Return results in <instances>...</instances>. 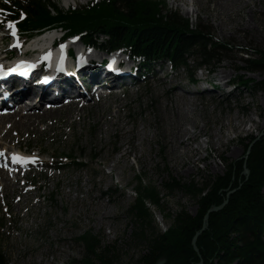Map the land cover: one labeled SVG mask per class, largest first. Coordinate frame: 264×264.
<instances>
[{
	"label": "rangeland",
	"instance_id": "374dc122",
	"mask_svg": "<svg viewBox=\"0 0 264 264\" xmlns=\"http://www.w3.org/2000/svg\"><path fill=\"white\" fill-rule=\"evenodd\" d=\"M8 1L0 0V10ZM89 1L52 3L66 10L69 4L79 7ZM158 1L164 2L165 12L179 13L193 28L200 24L208 28L219 44H230V51L211 72L204 67L196 71L201 62L196 57L174 71L165 60L143 82L118 96L54 109L49 115L42 106V111L29 110L27 114L38 116L30 127L22 128L15 118L5 122L0 130V148L20 149L32 154L33 159L40 152L42 161L55 166L58 158L81 159L80 166L65 160L66 166L59 170L53 166L31 168L25 179L32 183V192H25L23 174L13 181V175L8 177L0 170V184L6 183L3 191L2 185L0 188V250L9 264L83 261L87 249L81 237L86 234L98 238L103 248L112 247L109 256L115 264H139L144 249L133 239L136 226L128 213L137 199L138 187L154 188L160 194L162 208L148 207L163 233L172 228L169 216L185 211L197 217L200 210L191 195L165 188L170 179L202 185L225 178L229 168L223 161L234 164L247 159L246 144L264 137V93L239 85L241 80L252 85L263 80L262 75L246 70L247 56L243 54L256 57L264 50V0H233V4ZM194 72L196 81L219 84L220 92H196L188 84ZM228 83L234 86L233 91ZM174 87L189 98L188 104L178 99L187 114L182 129L197 137L185 144L176 142L174 150H167V132L171 129L162 120L168 114L164 111L170 109L165 105L172 104ZM118 118L128 132L125 135L112 125ZM138 130L141 135L135 137ZM124 151L129 152L126 161L121 158ZM206 222L205 218L203 227ZM197 234L200 232L191 244L198 253Z\"/></svg>",
	"mask_w": 264,
	"mask_h": 264
},
{
	"label": "trees",
	"instance_id": "16d2710c",
	"mask_svg": "<svg viewBox=\"0 0 264 264\" xmlns=\"http://www.w3.org/2000/svg\"><path fill=\"white\" fill-rule=\"evenodd\" d=\"M163 3L100 0L85 7L60 10L52 0H15L11 12L15 19L20 11L26 13L25 21L20 24L26 32L61 27L68 35H80L86 44L106 50L124 49L144 67L166 59L181 68L187 66L191 57H196L201 60L196 71L204 67L211 72L221 56L230 51V44H219L208 28L201 24L193 28L177 12H165ZM101 37L103 40H98ZM243 55L247 56L246 70L262 75L263 80L253 85L241 80L239 85L264 93V50L256 57ZM195 72L190 74L191 81H196ZM246 153L247 159L239 163L223 161L229 168L225 178L202 185L170 179L165 188L191 195L197 199L200 210L197 217L185 211L169 216L172 228L163 233L148 207L150 204L158 210L162 208L160 194L154 188L138 187L137 199L128 213L136 226L133 239L144 249L139 264H159L164 260V264H264V137L250 140ZM70 157L73 164L81 165L80 158ZM245 170L249 171L248 176ZM226 200L221 210L209 212ZM206 216L207 227L201 232ZM198 232L197 253L191 240ZM81 239L87 249L86 257L70 264H95V261L115 264L109 256L112 247L103 248L101 241L91 234ZM0 264H9L1 250Z\"/></svg>",
	"mask_w": 264,
	"mask_h": 264
},
{
	"label": "bare ground",
	"instance_id": "6f19581e",
	"mask_svg": "<svg viewBox=\"0 0 264 264\" xmlns=\"http://www.w3.org/2000/svg\"><path fill=\"white\" fill-rule=\"evenodd\" d=\"M85 1V0H84ZM215 3H220L222 1L225 2H232L233 0H212ZM233 4V2H232ZM49 34H46V37L51 36ZM97 62H99L97 59L95 58H90L87 59L85 61H82L79 63V68L77 70L78 74L81 77H86L91 71H93L92 76H97V75H101V77L104 76H108L109 74H107V72L102 69L99 68L97 65ZM103 73V74H102ZM129 68H126L123 76L119 79V83H122L123 85H127L125 84L126 79L129 77ZM156 77V76H155ZM159 79V76L158 78ZM139 83H137L136 85L132 86V87H126L124 89V92H128L129 89L137 86ZM78 84L76 82H74L72 80V78H68L64 81V85H61L59 87L58 93L53 95L52 92L46 91V92H42L41 90H37V91H33V92H28V91H15L11 93V98L4 102V107L7 108L6 109V113L4 115H2V117H0V130L2 129V126H4L5 122L11 121L13 118H15L20 124L22 128L25 127H30V126H34L36 123V118L38 117L36 114H27L28 112H30L29 110L33 111H42L41 109V104L39 105V103L41 102L42 98H45V100H51V99H57L60 100L61 97L60 95L64 96V97H68L67 95H71L74 90L78 91ZM171 90H173V93L171 94L172 96L170 97V100H172V104L168 103L165 106H169L170 109H166L164 112H168L167 117L163 116V122L164 125L168 128L171 129L170 132H167V138H166V146H167V150L173 149L175 148L174 143H180V144H185L186 142L192 141L194 138L197 137V134L195 133H188L187 131H185L184 129H182L183 125H181L182 121L185 120L187 114L181 109V107L179 106L178 103V99H181V101L183 102V104H188L189 102V98L188 96L184 95L180 89H177L176 87L171 88ZM55 98H53V96H56ZM33 97L38 98L39 102L37 101V106L34 104H27V101H32ZM78 99H84L86 102L91 100V99H86L85 96H79L77 99H75V101L70 105L75 106L77 105ZM32 103V102H31ZM9 105H13L11 108H9ZM23 105H25L23 107ZM59 103H56V107L54 109H59V108H64L65 106H59ZM17 106V110H15V107ZM68 106V107H70ZM25 109H27V112H23ZM54 109H50V110H44V111H49V112H45L42 114L45 115H49L51 111H53ZM163 112V114H164ZM13 113V114H11ZM10 114V115H9ZM9 115V116H7ZM189 117V116H188ZM192 124H195V121H192ZM113 127L115 130H118L121 132L122 135L127 134V130L125 128V126L122 124L121 118H118L113 124ZM196 126V125H194ZM5 135V132H4ZM141 135L139 130L138 132L134 135L135 137ZM187 138V139H186ZM142 141L145 142L146 141V134L143 133L142 134ZM6 149H3V151H5ZM15 151H19L18 154H22V156H28V154L25 155V153H22L20 151V149H15ZM129 154L128 151H124L121 154V158H124V160L126 161L125 157ZM30 158V157H29ZM28 158V159H29ZM11 159L13 162H16L18 160L17 156H11ZM31 159V158H30ZM30 163V162H29ZM1 164V162H0ZM27 163H23L21 166L25 167ZM118 164V161H116V165ZM1 173V172H0ZM7 173V172H6ZM20 172H18L15 176V178L17 179L18 176H20ZM27 174L23 175L22 177L25 178ZM6 178L7 175H6ZM20 178V177H19ZM15 179V181H16ZM9 180V179H8ZM1 181V179H0ZM0 185H2V191H3V186L5 187L6 183H1ZM11 184H8L6 187L10 186ZM26 185V183H25Z\"/></svg>",
	"mask_w": 264,
	"mask_h": 264
},
{
	"label": "water",
	"instance_id": "95a60500",
	"mask_svg": "<svg viewBox=\"0 0 264 264\" xmlns=\"http://www.w3.org/2000/svg\"><path fill=\"white\" fill-rule=\"evenodd\" d=\"M248 153H249V152H248ZM248 153H247V156H248ZM246 174H249V171H248V170H246ZM226 204H227V200H226L221 206H219V207H215V208L211 209L209 212H216V211H219V210H221ZM207 219H208V217L206 216V220H207ZM206 223H207V222H206ZM206 227H207V225H204V227H203V229H202L201 232L205 231ZM198 236H199V234L196 235L195 239H197ZM195 250L198 251L196 247H195ZM159 264H162V262L159 263ZM200 264H202V263H200Z\"/></svg>",
	"mask_w": 264,
	"mask_h": 264
},
{
	"label": "snow or ice",
	"instance_id": "6c2138e0",
	"mask_svg": "<svg viewBox=\"0 0 264 264\" xmlns=\"http://www.w3.org/2000/svg\"><path fill=\"white\" fill-rule=\"evenodd\" d=\"M9 27H12V25L10 24Z\"/></svg>",
	"mask_w": 264,
	"mask_h": 264
}]
</instances>
